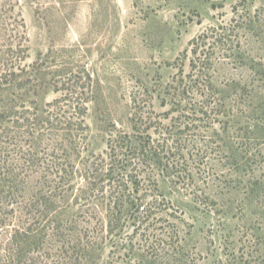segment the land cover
Listing matches in <instances>:
<instances>
[{
  "label": "trees",
  "instance_id": "16d2710c",
  "mask_svg": "<svg viewBox=\"0 0 264 264\" xmlns=\"http://www.w3.org/2000/svg\"><path fill=\"white\" fill-rule=\"evenodd\" d=\"M249 23L194 39L190 72L163 94L168 111L134 106L129 130L112 125L100 154L90 151L91 75L56 81L41 109L15 46L3 49L12 59L0 77V264H95L108 248L105 264H197L163 184L223 222L245 188L253 228L235 237L232 257L264 264V66L241 47ZM234 69L250 75L222 76Z\"/></svg>",
  "mask_w": 264,
  "mask_h": 264
},
{
  "label": "rangeland",
  "instance_id": "374dc122",
  "mask_svg": "<svg viewBox=\"0 0 264 264\" xmlns=\"http://www.w3.org/2000/svg\"><path fill=\"white\" fill-rule=\"evenodd\" d=\"M245 22L241 47L264 66V0H0V77L9 72L12 59L2 51L13 44L17 68L28 73L27 91L37 87L30 101L44 109L57 97L56 81L88 72L94 97L87 117L90 151L100 154L112 125L129 130L134 106L144 111L151 106L156 114L168 111L163 94L181 70L190 72L194 39L212 27ZM223 75L246 79L250 72L222 70ZM1 95L6 92L0 90ZM244 190L232 194V213L223 222L216 213L204 214L192 192L162 185L183 213L186 251L197 264H244L232 257L235 237L242 236L245 225L253 228ZM109 253L108 248L92 262L105 264Z\"/></svg>",
  "mask_w": 264,
  "mask_h": 264
}]
</instances>
